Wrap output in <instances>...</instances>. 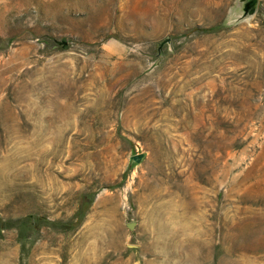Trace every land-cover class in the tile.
<instances>
[{
	"label": "rangeland",
	"instance_id": "374dc122",
	"mask_svg": "<svg viewBox=\"0 0 264 264\" xmlns=\"http://www.w3.org/2000/svg\"><path fill=\"white\" fill-rule=\"evenodd\" d=\"M258 1L0 0V264H264Z\"/></svg>",
	"mask_w": 264,
	"mask_h": 264
},
{
	"label": "water",
	"instance_id": "95a60500",
	"mask_svg": "<svg viewBox=\"0 0 264 264\" xmlns=\"http://www.w3.org/2000/svg\"><path fill=\"white\" fill-rule=\"evenodd\" d=\"M258 2H259L258 0H239V7L237 12L239 14L240 19H244L254 15L257 10ZM170 40H171L170 38H167L166 40L160 43V46H162L165 42H170ZM144 157L145 154L141 153L132 156L131 160L134 163H139L144 159ZM129 228L133 229L134 224L130 223Z\"/></svg>",
	"mask_w": 264,
	"mask_h": 264
},
{
	"label": "trees",
	"instance_id": "16d2710c",
	"mask_svg": "<svg viewBox=\"0 0 264 264\" xmlns=\"http://www.w3.org/2000/svg\"><path fill=\"white\" fill-rule=\"evenodd\" d=\"M39 217L38 216H33V217H31V218H29L28 219V223H26V225H25V228H27V230H31V229H33L34 228V226H33V223L35 222V220L36 219H38ZM33 221H32V220ZM8 226H10L9 225V223H8V225H7V222L6 221H4L3 219H1V221H0V230L1 229H4V228H7Z\"/></svg>",
	"mask_w": 264,
	"mask_h": 264
}]
</instances>
